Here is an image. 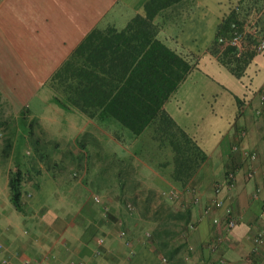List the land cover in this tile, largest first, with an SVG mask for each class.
Listing matches in <instances>:
<instances>
[{"label": "crops", "instance_id": "crops-1", "mask_svg": "<svg viewBox=\"0 0 264 264\" xmlns=\"http://www.w3.org/2000/svg\"><path fill=\"white\" fill-rule=\"evenodd\" d=\"M147 1L0 0V100L16 118L27 107V119L36 117L42 122L45 118L55 131L52 140L39 142L47 155L36 160L38 172L25 185L28 191L22 210L9 199L8 172L15 162H26L30 139L19 143L22 124L18 120L14 136L0 139V242L10 255L8 264H164L163 256L165 264H217L219 256L229 264H264V248L253 250L252 243V237L264 230V51H255L242 75L236 77L209 49L214 37L202 46L196 36L192 42L183 39L187 22L205 25L210 18L214 33L232 9L252 0H173L153 15L164 44L195 62L170 95L176 97L177 110H170V97L163 104L204 153L184 185L186 190L175 200L160 195L162 189L184 187L166 178L171 166L160 161L169 155L152 158L155 149L143 141L140 153V148L133 153L134 166H129L123 179L117 174V161L132 154L130 146L119 144L76 109H64L49 100L56 95L48 85L50 77L78 46H83L80 61L93 54L97 67L105 71L109 66V74H104L112 80L123 66L133 65L132 47L119 34L130 24L139 27V19L135 23L134 18L148 15L144 10ZM258 2L264 11V0ZM180 19L185 21L176 26ZM194 29L191 32L197 35L200 29ZM92 31L93 38L84 43ZM195 72L212 88L210 95H194L200 103L196 112L186 108L177 93ZM182 110L195 116L183 117ZM44 128L41 123L40 130L32 127L31 135H42ZM66 131H72L70 136L66 137ZM81 151L91 157L93 179L83 157L76 164ZM244 151H254L255 159L250 160ZM105 165L108 170L101 172L99 182V171ZM231 169L235 178L228 189L225 175ZM249 169L256 170L254 175H247ZM217 182L224 184L218 193L214 190ZM93 183H99V188L93 189ZM93 190L99 193V202L92 200ZM216 196L237 218L229 232L223 227L228 217L224 207L203 212L204 205ZM106 204L110 209L105 212ZM214 216L218 223L213 222ZM121 229L126 231L122 237L118 235ZM218 236L222 241L212 251L210 244ZM99 237L104 238L100 245Z\"/></svg>", "mask_w": 264, "mask_h": 264}, {"label": "trees", "instance_id": "trees-1", "mask_svg": "<svg viewBox=\"0 0 264 264\" xmlns=\"http://www.w3.org/2000/svg\"><path fill=\"white\" fill-rule=\"evenodd\" d=\"M172 2L173 0H148L144 4V10L150 14L146 13L144 19L141 15L134 18L135 23L139 19V27L134 28L130 24L124 28L122 34H119L123 38L122 41L132 47L129 54L132 51L133 65L123 66L115 80L104 74V72L109 74V66L104 71L103 67L94 64L93 54L80 61L79 55L83 52V46H78L50 77L48 85L56 91V95L49 99L51 102L64 109H76L104 128L119 144L130 146L132 154L117 161L119 166L117 174L123 176V179L127 177L129 166H134L133 153L137 154L138 149L142 147L140 145L145 141V146L152 144L156 151L150 154L152 158L170 156L169 159L160 161L171 166L166 178L182 187L202 163L204 153L194 139L163 108L165 101L195 63L192 58L182 56L164 44L155 30L153 15L159 8ZM239 6L240 9L238 6L236 7L238 9H232L218 24L209 48L218 62L236 77L242 75L245 66L255 53L253 45L257 37L264 32L263 15H261L254 31L246 36L243 49L237 50L229 46L220 49L219 36L228 35L235 25L252 18L262 8L258 0ZM93 35L94 31L86 37L84 43L93 38ZM127 68L128 74H126ZM28 114L30 110L26 107L18 117V122L22 124L19 143L23 144L25 137L30 139V154L27 155L25 163L15 162L8 172L7 181L9 199L19 210L23 209V198L28 191L25 185L31 181L32 173L38 172L35 167L37 158L42 160L43 156L47 155L43 154L46 152V147L39 143L46 142L44 133L41 132L42 135L36 137L31 135L33 134L31 126L36 117L28 120ZM139 138V143L133 144ZM78 146L84 149V144L79 141ZM140 151L141 148L139 153ZM84 153L81 151L76 164L79 160H83V157L87 172H91L92 169L93 174L91 157L88 151ZM106 170H108L106 165L100 169L97 177L99 182L102 181L101 172L105 174ZM83 181L87 183V178L85 177ZM33 184L31 182L32 186Z\"/></svg>", "mask_w": 264, "mask_h": 264}, {"label": "built area", "instance_id": "built-area-1", "mask_svg": "<svg viewBox=\"0 0 264 264\" xmlns=\"http://www.w3.org/2000/svg\"><path fill=\"white\" fill-rule=\"evenodd\" d=\"M263 9L261 8V10L255 14L252 18L244 20L243 22H241L238 25H235L233 28V31H231L228 35L226 36H219L218 37V44L220 49L224 48V47H234L237 50H241L243 49V45H244V40L246 38V36L250 33H252L254 31V27L258 21L259 16H261L263 14ZM253 48L256 52H262L264 51V32L261 33L258 37L256 42L253 45ZM3 136V131L0 128V139ZM244 154L247 155L249 157L250 160L255 159L256 157V153L254 151H244ZM255 169H249L247 171V175L248 176H252L255 173ZM234 178H235V171L233 169L227 171L226 175H225V186L230 189L233 184H234ZM222 184L221 182H217L214 185V190L216 193H218L221 188H222ZM99 188V185H96L94 187V189ZM186 190V186H184L182 189H178L175 187H170L167 189H162L161 190V197L167 199V200H175L180 196V193ZM258 191L259 188H256L253 192V196H257L258 195ZM27 196L29 197L30 194L27 193ZM91 198L94 202H99L100 199V195L98 192H96L95 190L92 191L91 194ZM128 207H130V204H127ZM224 207V212L226 213V215L228 216L225 223H224V230L225 231H231L232 228L236 225L237 223V218L231 214V210L229 206H224L223 200L216 196L214 198H212L209 202H207L204 207H203V212L207 213L212 209L215 208H221ZM110 209L109 205H104L103 206V210L106 212ZM262 213L264 214V203L262 205ZM214 223H218L219 222V218L217 216H214L212 218ZM126 234V231L124 229H121L118 232L119 236H124ZM222 241V236H218V238L213 241L210 244V249L212 251L216 250L219 243ZM98 244H102L104 242V238L103 237H99L97 240ZM252 243H253V250L258 249V248H264V230L258 231L253 237H252ZM99 251L97 250V253ZM10 260V255L8 253H6L3 244L0 242V264H8ZM162 263H166L167 259L166 257H162L161 258ZM217 264H229L228 261L222 257L219 256L217 259Z\"/></svg>", "mask_w": 264, "mask_h": 264}, {"label": "rangeland", "instance_id": "rangeland-1", "mask_svg": "<svg viewBox=\"0 0 264 264\" xmlns=\"http://www.w3.org/2000/svg\"><path fill=\"white\" fill-rule=\"evenodd\" d=\"M184 19L183 20L180 19L177 22L176 26H179V24L181 22H184L185 21ZM206 20H208V22H205V25H198V26H193L190 21L187 22L186 25H185L186 31H185V33L183 35V39L185 41L192 42L193 41V39H192L193 36H196V40H195L196 43L199 46H202L208 39H210L211 37H214L215 36V32L211 33L212 19L209 18V19H206ZM194 28H199L200 29V30H198V34L197 35H194L191 32V29H192V31L195 30ZM201 30H202V33H200ZM215 85L217 87V83ZM211 89L212 88L210 86V82H206V80L204 78L200 77V74L195 72L194 75L189 77L188 82L186 84H183L177 90V93H178V96L179 97L181 96L182 99L184 100L185 107L186 108L190 107V108L194 109V112H196V110L198 109L200 103H197V99L194 97V95L197 96V94L198 93L200 94L201 92H205V94H208V93L211 92ZM208 95H210V94H208ZM207 99H209V96H208ZM200 100H202V98ZM0 103L2 104V106L0 108V128L2 129L3 135H4V137L1 140L4 141L5 139L7 140L11 136H14L13 134H14L15 130L13 128H15V124H19V123L17 122L18 118H16V116L14 114L9 112V108H8L7 104H5L2 100H0ZM34 107L37 108V106H32V108H34ZM185 107H182L183 110L185 109ZM169 108H170V110H172L174 112L177 110V103H176V97L175 96H171L169 98ZM183 110L181 112L183 117L188 116V118H189V117H194L195 116V113H190L189 115H187L185 112H183ZM53 116H56V115L55 114L54 115H51V114L47 115V117H52V118H53ZM28 119H29V117H28ZM41 121L42 122H40L39 118H36L34 120L33 124H32V127H35L37 129H39L40 123H41L46 128V129L44 128V130H41V132L45 133L44 136L46 137V141L52 140L50 138V136L55 134L54 129H52L48 124H46V123H48L47 119L45 120V118H41ZM71 132L72 131H66V133H67L66 137L70 136ZM82 168H80V169L82 170ZM92 171L93 170L91 169V173H92ZM94 171H95V169H94ZM92 175L93 174H90L91 178H92ZM96 185H99V183H95V184L93 183L92 184L93 189H94V187Z\"/></svg>", "mask_w": 264, "mask_h": 264}]
</instances>
